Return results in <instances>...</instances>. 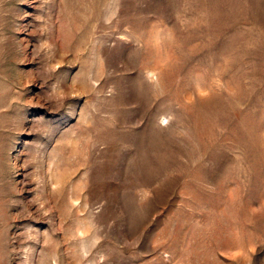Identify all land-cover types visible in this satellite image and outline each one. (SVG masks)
<instances>
[{
  "label": "rangeland",
  "instance_id": "rangeland-1",
  "mask_svg": "<svg viewBox=\"0 0 264 264\" xmlns=\"http://www.w3.org/2000/svg\"><path fill=\"white\" fill-rule=\"evenodd\" d=\"M0 264H264V0H0Z\"/></svg>",
  "mask_w": 264,
  "mask_h": 264
}]
</instances>
